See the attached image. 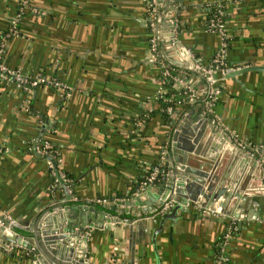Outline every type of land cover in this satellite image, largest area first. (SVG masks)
Here are the masks:
<instances>
[{
  "label": "crops",
  "instance_id": "1",
  "mask_svg": "<svg viewBox=\"0 0 264 264\" xmlns=\"http://www.w3.org/2000/svg\"><path fill=\"white\" fill-rule=\"evenodd\" d=\"M212 5L225 8L232 35L228 68L264 67V0L170 2L160 29L189 53L183 60L205 65L219 48V35L205 27ZM17 15V33L9 35ZM149 21L147 0H0V62L70 86L25 89L0 78V264H264V193L255 191L264 182V68L215 73L214 126L197 106L173 125L150 114L160 66L149 59ZM226 137L251 149L223 147ZM45 140L57 150L66 190L40 155ZM158 159L168 167L160 180L191 166L213 174V191L224 186L249 198L232 196L210 213L200 206L204 198L184 190L175 198L187 203L154 235L162 213L145 216L167 187L146 180ZM99 196L110 202H94ZM8 217L19 225L10 235Z\"/></svg>",
  "mask_w": 264,
  "mask_h": 264
},
{
  "label": "built area",
  "instance_id": "2",
  "mask_svg": "<svg viewBox=\"0 0 264 264\" xmlns=\"http://www.w3.org/2000/svg\"><path fill=\"white\" fill-rule=\"evenodd\" d=\"M169 4L170 2H173V0H167ZM148 2V10L150 13V21H149V28H150V55L149 59L156 64L160 66V71L163 75H170V69L169 64L166 62V59L170 62L171 60L177 61L180 63L184 68L192 70V74H190L189 77L185 78L184 76L180 77L177 74L170 75L176 82H178L181 86L184 87V93L187 95L188 99L190 101L196 100V98H200L204 96V107L203 111L206 113L212 114L213 112V103L218 98L220 94V87L216 83L217 79L215 76V73L217 71H223L225 72L228 67H224L226 64V52L227 49V42L225 40L227 32L225 23L220 20V18H211L208 24L206 25V29L209 31L216 32L220 37V45L219 48L216 50L214 56L212 57L211 61L215 62V65L211 68L205 67L200 62H194L193 64L186 63L185 60H183V57L188 56V52L184 51L182 47H175L174 44V37L171 35H164L163 32L160 29V21L162 17V9H160V2L161 0H147ZM219 13L222 12V10H218ZM19 22L18 15L11 19L10 21V27L9 32L11 34L17 33V24ZM177 26V21L173 20V32L175 33ZM163 44V46L161 45ZM159 45L161 46V52L159 50ZM165 46V47H164ZM165 49V50H164ZM173 54H176L177 59H174L172 57ZM160 74V73H159ZM201 76H204L206 78V83H203V87H197L196 83L200 79ZM0 78L13 81L17 83L18 85L22 86L25 89L32 88L34 86H37L41 83H47L53 86H62L64 88L70 89V86L67 84L60 82L59 80L51 78H46V76L36 73V74H25L21 72L18 69L12 68L8 65H6L3 62H0ZM161 81V80H160ZM165 93L164 88L159 84V87L155 91V99L163 97ZM167 111L169 112L170 116H174V112L172 110V107L168 105L166 107ZM187 113V112H186ZM184 113V114H186ZM183 114V115H184ZM182 118V116H181ZM179 118V119H181ZM215 119L214 117L210 118V124L214 126ZM236 137V136H235ZM226 141L223 142V147L226 148H232L234 146H240V147H250V144L246 141L238 140L237 138H234L233 141H230V137H226ZM40 151L43 154H49L53 157L55 154L57 155V150L52 145L51 142L48 140H45L42 142V145L40 147ZM248 152L251 153V151L248 150ZM51 162V161H50ZM50 167H52V163H50ZM159 173L158 167H154L152 171L148 174L146 182L150 183L155 180L157 177V174ZM256 192H263L264 193V182L258 186L255 187ZM117 199V198H116ZM94 202L101 203V204H108L110 202L109 197L99 196L94 198ZM171 200H167L164 202L162 206H160L158 209L156 208V211L149 216H145L151 219H155L157 214L164 212V210L171 205ZM205 211H209L210 213H220L222 208L221 206L215 205L214 207H205L203 208ZM144 217V218H145ZM140 218V217H139ZM8 221V225L5 226V228L8 229L9 235L12 232L10 228V225L14 223V218L8 217L6 219ZM127 220V219H126ZM3 226H4V221ZM216 264H224V261L222 258H219L216 260Z\"/></svg>",
  "mask_w": 264,
  "mask_h": 264
},
{
  "label": "water",
  "instance_id": "3",
  "mask_svg": "<svg viewBox=\"0 0 264 264\" xmlns=\"http://www.w3.org/2000/svg\"><path fill=\"white\" fill-rule=\"evenodd\" d=\"M260 69V68H264L263 66H242L236 69H227L224 74L229 76V75H234L236 73H240L242 71L248 70V69ZM224 142V141H223ZM36 145V144H35ZM215 149H217V147L215 146ZM41 156H45L46 158H48L51 163H52V167L55 169V173L57 176V179L62 183L63 187L65 188V190L67 189L66 184H64L62 182V178L59 175L58 172V168H57V161L55 160V158L52 155L49 154H40ZM166 164V163H165ZM167 165V164H166ZM172 173H171V179H169V176L166 175L162 180L161 183H163V185H165L167 188L166 192H165V196L160 197L159 202H158V206H162L164 204V202H166L167 200H171V205L169 207H167L164 212H162V216L159 219L158 225L153 229V233L154 235L159 232L162 228H163V224L164 221L168 218H175L176 216V211L178 208L183 207L184 204L187 203L188 199L187 198H183L182 200H176L175 198V194H181L182 192H184V190H186V192L188 193L189 199H200L198 198L199 196L204 198V200H199L200 206L202 207L203 205H207L206 207L209 206L210 203H213L215 200H218L219 197L221 195L224 194V197L222 200H218V202H216L219 206H225L228 199L231 198L232 196H236L241 198V200H247L249 197L248 196H242L239 192H227L226 188L224 186H220L218 189L216 190H212L213 189V182H212V178H213V174H210L207 170H201V169H196L193 168L191 166H186V165H181L179 166V168H172ZM193 171H195L196 173L193 176V180L192 181H188L187 178L184 176L187 173H194ZM186 181H188L186 183ZM148 183L143 184L139 189V196H136L137 199L140 198L141 193L145 192L148 190ZM193 192H195V195H193ZM154 208L156 207L155 205L153 206ZM204 207V206H203ZM151 209V207H150ZM164 213V214H163ZM4 221V219H3ZM8 225V221L5 220L4 223V228L5 226ZM13 227H19V225L17 223H13L12 225H10V228ZM4 238L7 239L8 242H17V243H21L26 245L27 247H31L32 243H27L22 241V236L20 235H16V236H12V237H8L6 235H3ZM46 239V238H45ZM60 240V239H58ZM37 248L39 250H41V252L45 253L43 248L41 247L40 243L38 242L37 244ZM49 249V248H48ZM40 261L43 260L42 256H40L39 258ZM52 263L54 264V262L52 261Z\"/></svg>",
  "mask_w": 264,
  "mask_h": 264
},
{
  "label": "trees",
  "instance_id": "4",
  "mask_svg": "<svg viewBox=\"0 0 264 264\" xmlns=\"http://www.w3.org/2000/svg\"><path fill=\"white\" fill-rule=\"evenodd\" d=\"M174 1V0H173ZM168 1L167 0H161L160 2V9L163 10V8L165 9V7L169 4H167ZM225 9V8H224ZM222 8V6H218V5H212L208 12H207V16L205 18V27L208 24V22L210 21L211 18H220V20L222 22L225 23V10ZM218 10H222L221 13H219ZM178 18V17H177ZM17 28L19 27V25L17 24L16 26ZM226 27V25H225ZM5 32H9V27L7 28V30ZM226 42H227V49L230 48L231 43H232V35L228 32L227 28H226ZM9 35H11V33H9ZM159 50L160 52L161 50V46L159 45ZM166 62H168L169 64V69L171 74L170 75H175L177 74L178 76L182 77L184 76L185 78L189 77L190 74H192V70L190 69H186L184 68L180 63H178L177 61H173L171 60L170 62L166 59ZM215 65V62L210 61L208 64H205V67L211 68ZM224 67H228V63L226 62ZM170 75H163L162 72L160 71V84L161 86L164 88L165 93L163 97L160 98H156V107L152 108V110L150 111V114L153 113H159L161 114L164 119L168 122H172L173 125H176L179 118H181V116H183L184 113L186 112H190V110L194 107H200L203 108L204 107V96L200 97V98H196V100L194 101H190L187 97V95L184 93V87L181 86L178 82H176V80H174ZM200 82L201 83H206V78L204 76L200 77ZM41 84H45V83H41ZM50 85V84H48ZM220 87V86H219ZM221 89V88H220ZM170 105L172 107V110L174 112V119H172L173 117L170 116L169 112L167 111L166 107ZM208 115H210L209 118H212L211 114L208 113ZM55 156H57L55 154ZM158 167L159 169V173L157 174V177L155 178L154 182H159V180L161 179V174L165 173L166 170H168V167L165 163H162V161L160 162L159 159L156 160L155 162H153V164L149 167V173L152 171L153 167ZM161 181V180H160ZM159 208V206L157 207V209ZM109 209V208H107ZM111 212H114L113 209H110ZM164 214V213H163ZM122 217H129L132 218V215H129L128 213H124L121 214ZM162 216V215H161ZM14 230H18L17 227H13Z\"/></svg>",
  "mask_w": 264,
  "mask_h": 264
}]
</instances>
